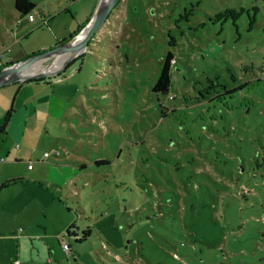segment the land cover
<instances>
[{"label": "rangeland", "instance_id": "obj_1", "mask_svg": "<svg viewBox=\"0 0 264 264\" xmlns=\"http://www.w3.org/2000/svg\"><path fill=\"white\" fill-rule=\"evenodd\" d=\"M33 1L47 24L37 10L31 22L14 0H0L3 58L68 39L99 2ZM169 51L172 85L157 95ZM64 61L51 85L57 112L41 119L22 110L7 127L38 136L24 138L25 157L11 156L9 171L44 154L39 179L58 185L26 184L33 196L23 199L22 219L57 232L59 264H264V0H119L87 47ZM42 86L30 98L49 94ZM16 88L14 109L23 95ZM59 163L72 169L64 184ZM11 186L0 194L23 190ZM31 248L22 254L36 259Z\"/></svg>", "mask_w": 264, "mask_h": 264}, {"label": "crops", "instance_id": "obj_2", "mask_svg": "<svg viewBox=\"0 0 264 264\" xmlns=\"http://www.w3.org/2000/svg\"><path fill=\"white\" fill-rule=\"evenodd\" d=\"M43 13L44 15L40 20V23L42 25L47 24L51 20V18H46L45 15L46 13L44 11ZM34 20H35V16H34ZM43 20H45L46 22L44 23ZM11 37L13 36L11 35ZM5 49H0V66H2L5 63L9 64L24 58L22 56L12 57L10 54H8L9 58L5 59L3 58V56L5 53L10 52V48L7 47ZM24 83L25 84L29 83V84H27L23 89ZM24 83L19 88V92L23 89L22 90L23 95L21 96L22 97L21 103L15 109L13 108L14 103H12L11 97L17 86V82L0 86V154H2L4 157V159L0 160V191H2L3 189H10L12 187L11 185H14L15 183H21L23 187V190H21L22 192L16 193L13 188V190L12 191L10 190V192L8 190L7 192H4V194L2 195L0 194V264H30V262L31 264H59L62 261L61 259L62 256L59 252H57V250H55L54 248L55 243L52 240L57 232L51 234L47 231V227L45 226H43L41 228V231L39 232L38 231L39 229L32 228L31 225L25 224L22 219V216L24 215L23 199L29 198V195L33 196L31 192L27 191L25 187L26 184L28 183L43 184L40 183V181L43 182V180L39 179V176L43 172V169L41 170V167L39 166L37 167L35 163H41L45 158L44 154L36 155L35 153H33V156L28 157L26 159L28 162H26V166H24L23 168L24 172H21L19 168H17V170L14 172L9 171L11 165L10 162L11 156L14 158L15 161L23 160V157H25V153L27 150L24 148L23 145L24 138L25 139L30 138L32 144L38 138V136H36L33 132L29 134L27 127L26 129L23 128L24 130L18 133H14L15 131L10 132L7 129L8 125L10 124L9 122L12 121L14 116L18 113V116H16V121H17L16 124L19 123L21 120L19 112H21L22 110L25 112L26 110L27 112L31 110L32 112L33 109L34 114L41 119L43 118L44 114L52 115L54 114V112H57V109L54 108V103L56 104L57 101L55 99L53 90L51 89L50 85H47L44 81H28V82L26 81ZM42 85L48 86V88L50 89V92H48L49 94H47L45 97L39 96L38 98L35 99L30 98V96L28 95V91L29 90L34 91L32 90L34 88H37L38 91V88H44V86ZM9 112H11L10 115H8ZM18 126L19 124L17 125V127ZM19 141H21V143ZM14 143H16L15 146ZM32 157H35L36 161L33 162L32 168H28L29 161L31 160ZM59 165L62 168L63 172L62 170H60L61 168L56 169V174L58 176L57 179L60 181L59 184H64L70 177L67 175L66 172L72 169L65 167L63 163H59ZM48 167L49 166H46L45 170L49 169ZM51 169H55V168L51 167ZM61 173L65 175L63 178L61 176ZM51 174L52 172L50 171L49 175ZM12 180L14 181L11 182ZM7 182L9 183L4 185V183ZM54 182L55 179L52 178L51 180H49V182L46 183L54 184ZM11 219H13V222H9L12 221ZM37 232H39L38 235L40 236L41 240L40 242H36V241L32 242L30 240L31 239L30 234ZM62 238H64V236L61 237V240H63ZM27 239H29L30 241L29 242L26 241ZM5 240L11 241L13 247L10 246L11 242H9L8 244ZM8 245L10 249L7 252L6 249ZM31 247L33 249H36L37 251L36 259H34V256L31 257L29 256L28 250L25 256H23L22 254L23 249L25 250L30 249ZM53 248L54 251L52 250Z\"/></svg>", "mask_w": 264, "mask_h": 264}, {"label": "water", "instance_id": "obj_3", "mask_svg": "<svg viewBox=\"0 0 264 264\" xmlns=\"http://www.w3.org/2000/svg\"><path fill=\"white\" fill-rule=\"evenodd\" d=\"M118 1L119 0H99L92 17L84 26V28L79 34L74 35L73 38L67 40L66 43L55 45L54 47L45 49L32 55H28L25 58L5 65L0 70V86L17 82L18 86L16 91H18L22 84L29 79L44 77L46 74H57L60 68H57L53 71L41 70L35 72H28V68H30L32 64L36 62L43 61L47 58H56L63 54L70 55L68 58H66L67 60L63 62V65L67 64L70 59L87 47L89 40L99 30L100 26ZM13 100L14 96L12 98V102Z\"/></svg>", "mask_w": 264, "mask_h": 264}, {"label": "trees", "instance_id": "obj_4", "mask_svg": "<svg viewBox=\"0 0 264 264\" xmlns=\"http://www.w3.org/2000/svg\"><path fill=\"white\" fill-rule=\"evenodd\" d=\"M14 7L19 12V14L21 16L28 15V14L32 13L34 10H37L42 16L44 15L43 10L41 8H38L36 3H35V1H33V0H14ZM88 21H89V19H87V21H85L84 23L79 24L77 30L73 33V35H71L68 39H64V40H61V41L57 42L55 45L63 43L65 41L69 40L70 38H72L76 34V32H78ZM45 22L46 21H44V23ZM174 62H175V59H174L173 53L169 51L167 53L164 61L162 62L161 70H160V72L158 74V77H157L156 81L154 82V84L152 85V91L154 93H156L157 95H160V94L161 95H167V94H169V91H170V88H171V85H172L171 67L173 66ZM5 65H8V64L5 63L2 66H0V70ZM66 67H68V66H66ZM61 73H58L55 76L53 75L52 77L46 76V77L32 78V79H29L28 81H44L47 85L51 86L54 83L53 79H57V78L60 79L61 78ZM60 81H62V79ZM246 84L247 83L244 82V83H241L237 87L225 88L224 91H222L221 93H218L215 96H212L211 99L220 101L223 98V96H225L227 94H229V95L232 94L235 90H238L239 88L243 87ZM10 114H11V112H9L8 115H10ZM103 162L104 161H101V163H103ZM84 165L85 164L79 165L78 166L79 170L83 169L85 167ZM13 181L14 180H12L11 182H13ZM9 182L4 183V185L8 184ZM40 183H43V184L47 185L53 191H55V189L58 188L57 185H54V184L41 182V181H40ZM88 233H89V229L85 230L84 234H83V237H86L88 235Z\"/></svg>", "mask_w": 264, "mask_h": 264}, {"label": "bare ground", "instance_id": "obj_5", "mask_svg": "<svg viewBox=\"0 0 264 264\" xmlns=\"http://www.w3.org/2000/svg\"><path fill=\"white\" fill-rule=\"evenodd\" d=\"M62 56H66V58L69 56L68 54H63V55H60L59 57H57L56 59H55V61L51 64V65H49L47 68L45 67V68H40V65H39V63L38 62H36V63H34V64H32V66L30 67V69L28 70V72H35V71H41V70H46V71H53V70H55V69H57L59 66H60V63H61V61H64V60H62ZM61 58V59H60Z\"/></svg>", "mask_w": 264, "mask_h": 264}, {"label": "built area", "instance_id": "obj_6", "mask_svg": "<svg viewBox=\"0 0 264 264\" xmlns=\"http://www.w3.org/2000/svg\"><path fill=\"white\" fill-rule=\"evenodd\" d=\"M27 17L31 21L34 20V14L33 13L28 14ZM5 50H8V49H5ZM48 155H49L48 152H45V156H48ZM32 165H33V163L30 160V163L28 164V168H32ZM63 248L66 251H69L70 250L69 245L66 242H63Z\"/></svg>", "mask_w": 264, "mask_h": 264}]
</instances>
